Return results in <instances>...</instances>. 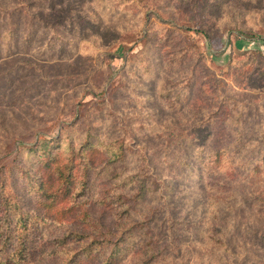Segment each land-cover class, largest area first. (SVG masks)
Listing matches in <instances>:
<instances>
[{
  "label": "rangeland",
  "instance_id": "obj_1",
  "mask_svg": "<svg viewBox=\"0 0 264 264\" xmlns=\"http://www.w3.org/2000/svg\"><path fill=\"white\" fill-rule=\"evenodd\" d=\"M87 131L89 187L80 163L75 195L46 198L37 142L67 165ZM0 167L43 235L26 264L108 247L112 264H264V0H0ZM92 238L111 245L71 261Z\"/></svg>",
  "mask_w": 264,
  "mask_h": 264
},
{
  "label": "trees",
  "instance_id": "obj_2",
  "mask_svg": "<svg viewBox=\"0 0 264 264\" xmlns=\"http://www.w3.org/2000/svg\"><path fill=\"white\" fill-rule=\"evenodd\" d=\"M89 131L83 142L80 143L78 150L75 155L71 145L68 146L70 151L72 150L71 159H69L67 165L61 162H56L57 156L54 153L55 149L58 148L57 137H50L49 139H40L37 142V147L33 152H37L39 162L43 164L44 167H48V172L45 176H42L38 184H34L43 196L53 200L60 198V196L72 197L75 195L74 191L77 186V180L73 177V169L83 163V183L84 187H89L90 182H88L89 171L93 170V160L86 158L87 148H93L94 145L89 141ZM119 140L115 139L109 141L107 146V152L109 153L110 161L119 162L124 158V146L123 143L117 145ZM117 145V146H116ZM230 143H225L223 147L218 149H224L229 146ZM86 152V155H85ZM223 153L220 150L214 151L213 154L217 158V154ZM82 159V161L80 160ZM214 159H210L209 163L204 162L203 165L206 167H212L209 164L216 163ZM108 166H104L103 170H107ZM8 175V170L4 167H0V264H26L27 262H32L37 258L38 251L44 249L45 245L41 236L38 226L33 224L31 215L26 212L18 197L16 196L13 189L10 187L11 183ZM136 176V175H135ZM145 180L146 177L138 179V191L140 197H142L143 191L145 190ZM83 187V188H84ZM68 198V197H67ZM108 197L105 196L102 202L108 201ZM53 204V201H51ZM51 204V205H52ZM32 218V219H31ZM71 238L84 239L90 237L86 233H74L69 234ZM39 242V243H38ZM96 245V246H94ZM111 245V240L103 238H92L88 243L84 244L80 248L82 251L74 252V256L71 261L74 263L80 262L84 257L80 254H85V256H91L94 252V247H100L101 253L107 251V247ZM111 255H106L104 264L115 263L114 254L112 253V248L108 247Z\"/></svg>",
  "mask_w": 264,
  "mask_h": 264
}]
</instances>
